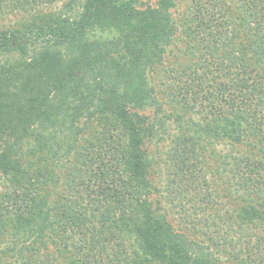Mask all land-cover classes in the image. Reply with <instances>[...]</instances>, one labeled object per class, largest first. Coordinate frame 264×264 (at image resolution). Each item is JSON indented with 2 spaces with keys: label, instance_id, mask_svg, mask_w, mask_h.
I'll use <instances>...</instances> for the list:
<instances>
[{
  "label": "trees",
  "instance_id": "obj_1",
  "mask_svg": "<svg viewBox=\"0 0 264 264\" xmlns=\"http://www.w3.org/2000/svg\"><path fill=\"white\" fill-rule=\"evenodd\" d=\"M8 16L0 264H264V0Z\"/></svg>",
  "mask_w": 264,
  "mask_h": 264
},
{
  "label": "rangeland",
  "instance_id": "obj_2",
  "mask_svg": "<svg viewBox=\"0 0 264 264\" xmlns=\"http://www.w3.org/2000/svg\"><path fill=\"white\" fill-rule=\"evenodd\" d=\"M54 7H56L55 9H57V8H59V7H61V6H59V5H56V6H54ZM52 9V8H51ZM12 22H15V19L14 18H11V17H2V18H0V28H7V27H9V25L10 24H12ZM3 59V55L2 56H0V60H2ZM219 258V260H221L224 264H226V257L225 256H223V255H221V256H219L218 257Z\"/></svg>",
  "mask_w": 264,
  "mask_h": 264
}]
</instances>
